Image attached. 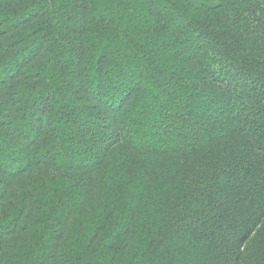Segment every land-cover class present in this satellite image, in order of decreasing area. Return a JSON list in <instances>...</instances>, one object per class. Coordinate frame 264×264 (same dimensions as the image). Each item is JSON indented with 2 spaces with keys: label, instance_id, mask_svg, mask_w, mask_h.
<instances>
[{
  "label": "trees",
  "instance_id": "1",
  "mask_svg": "<svg viewBox=\"0 0 264 264\" xmlns=\"http://www.w3.org/2000/svg\"><path fill=\"white\" fill-rule=\"evenodd\" d=\"M0 0V264H264V0Z\"/></svg>",
  "mask_w": 264,
  "mask_h": 264
},
{
  "label": "rangeland",
  "instance_id": "2",
  "mask_svg": "<svg viewBox=\"0 0 264 264\" xmlns=\"http://www.w3.org/2000/svg\"><path fill=\"white\" fill-rule=\"evenodd\" d=\"M192 4H194L195 6L199 7L201 6V3L199 2V0H189Z\"/></svg>",
  "mask_w": 264,
  "mask_h": 264
}]
</instances>
